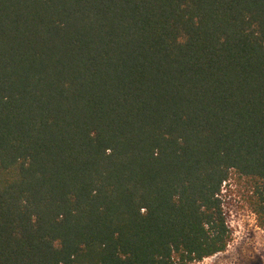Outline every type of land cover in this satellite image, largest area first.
<instances>
[{
    "label": "trees",
    "instance_id": "trees-1",
    "mask_svg": "<svg viewBox=\"0 0 264 264\" xmlns=\"http://www.w3.org/2000/svg\"><path fill=\"white\" fill-rule=\"evenodd\" d=\"M264 232V0H0V264H195Z\"/></svg>",
    "mask_w": 264,
    "mask_h": 264
},
{
    "label": "rangeland",
    "instance_id": "rangeland-1",
    "mask_svg": "<svg viewBox=\"0 0 264 264\" xmlns=\"http://www.w3.org/2000/svg\"><path fill=\"white\" fill-rule=\"evenodd\" d=\"M223 202L233 239L227 249L195 264H264V232L255 214L244 205L240 187L228 181Z\"/></svg>",
    "mask_w": 264,
    "mask_h": 264
}]
</instances>
